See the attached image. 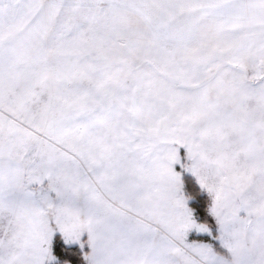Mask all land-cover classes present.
<instances>
[{"label": "snow or ice", "instance_id": "6c2138e0", "mask_svg": "<svg viewBox=\"0 0 264 264\" xmlns=\"http://www.w3.org/2000/svg\"><path fill=\"white\" fill-rule=\"evenodd\" d=\"M0 264H264V0H0Z\"/></svg>", "mask_w": 264, "mask_h": 264}]
</instances>
